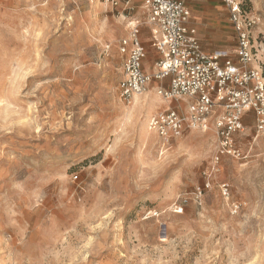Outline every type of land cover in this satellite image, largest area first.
Listing matches in <instances>:
<instances>
[{
    "label": "rangeland",
    "instance_id": "rangeland-1",
    "mask_svg": "<svg viewBox=\"0 0 264 264\" xmlns=\"http://www.w3.org/2000/svg\"><path fill=\"white\" fill-rule=\"evenodd\" d=\"M140 5L122 15L105 0H0V264H264L254 115L235 136L241 158L219 155L214 120L146 140L150 118L175 105L158 94L155 108L121 116L133 104L119 97L118 47L136 23L154 71ZM253 13L264 63L261 0Z\"/></svg>",
    "mask_w": 264,
    "mask_h": 264
},
{
    "label": "built area",
    "instance_id": "built-area-1",
    "mask_svg": "<svg viewBox=\"0 0 264 264\" xmlns=\"http://www.w3.org/2000/svg\"><path fill=\"white\" fill-rule=\"evenodd\" d=\"M105 1L122 15L134 10L133 0ZM187 1L143 0L152 47L159 59L153 73L147 74V50L139 23L134 24L129 37L118 47L123 63L119 97L130 103L157 82L159 95L175 104L150 118V130L164 143L182 137L187 130L208 131L214 120L219 155L241 158L235 136L244 131L245 117L253 114L258 131L264 130V63L259 55L262 46L253 35L260 20L253 13L255 0H220L236 36L235 61L227 52H207L203 48L196 30L190 27ZM164 81L168 83L163 85Z\"/></svg>",
    "mask_w": 264,
    "mask_h": 264
},
{
    "label": "crops",
    "instance_id": "crops-1",
    "mask_svg": "<svg viewBox=\"0 0 264 264\" xmlns=\"http://www.w3.org/2000/svg\"><path fill=\"white\" fill-rule=\"evenodd\" d=\"M137 1L138 0H133L134 9H135ZM187 4L191 11L190 27L196 30L197 36L200 39V41L206 39L208 40V42L214 45V48L219 47V48L224 49V50H219V51L227 52L232 58V60L235 61L236 60V55H235L236 36L230 25L227 10L222 5L221 1L220 0H188ZM143 9L144 7H143V0H142V5L139 6L138 13H141ZM200 20H206L207 23H200L199 22ZM228 24L231 29V31L229 32L231 33L233 40H234V49L232 52H230L229 49L226 48V47H229L230 41L228 40V38L225 37L224 32L222 31L223 29H226ZM142 43L145 46V43L143 41ZM202 46L207 52H217V51H211V49H207L208 47L207 44L205 45L202 44ZM151 48H152V52L155 58L154 63H153V68H154L156 61L159 59V55L157 54L155 49H153L152 47V37H151ZM150 69H151V66H150V61L148 58V50H147V59L144 64V70L147 74H152L153 71L150 72ZM162 83L164 85L165 83H168V81H164ZM166 103L170 104V102L168 101H166Z\"/></svg>",
    "mask_w": 264,
    "mask_h": 264
},
{
    "label": "bare ground",
    "instance_id": "bare-ground-1",
    "mask_svg": "<svg viewBox=\"0 0 264 264\" xmlns=\"http://www.w3.org/2000/svg\"><path fill=\"white\" fill-rule=\"evenodd\" d=\"M142 8V7H141ZM125 18V17H124ZM261 23V22H260ZM151 85V84H150ZM146 93V92H145ZM145 93H143L142 95H136V96H134L133 97V99H132V101H131V103H130V105L131 104H133V107L130 109V110H125V111H122V115L121 116H124L126 119H129V118H131V117H133V116H135V114L138 112V113H142L141 111H142V107H146V109L147 108H155L157 105H156V102L158 101L157 100V98H156V94H158L159 95V93H158V89L156 88V87H154L153 88V90H152V92L151 93H153L152 95V97H148V99H146V100H143L141 97L145 94ZM159 97H161L160 95H159ZM162 98V97H161ZM163 99V98H162ZM163 100H165V99H163ZM165 101H168V100H165ZM168 102H170V101H168ZM139 107V108H138ZM143 115V114H142ZM147 122H148V118L146 117V119H145V121L143 122V124H144V127H145V129L147 128V130H148V124H147ZM150 122V121H149ZM143 127V128H144ZM198 131H201V130H198ZM201 132H204V131H201ZM155 135H154V133L149 129V131H147V133L145 132V139L146 140H149V141H151L152 140V138L154 137ZM161 141L164 143V141L161 139ZM153 144H154V142H153Z\"/></svg>",
    "mask_w": 264,
    "mask_h": 264
}]
</instances>
